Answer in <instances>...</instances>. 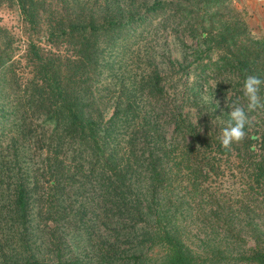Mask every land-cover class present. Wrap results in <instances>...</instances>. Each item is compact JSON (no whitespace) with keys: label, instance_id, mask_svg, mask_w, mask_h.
Masks as SVG:
<instances>
[{"label":"trees","instance_id":"16d2710c","mask_svg":"<svg viewBox=\"0 0 264 264\" xmlns=\"http://www.w3.org/2000/svg\"><path fill=\"white\" fill-rule=\"evenodd\" d=\"M14 2L28 29H35L41 22L46 25L48 46L28 42L22 56L28 72L33 71L29 77L22 76L19 61L10 58L11 55L6 65V59L0 60L3 101L0 100V107L8 96L5 89L9 81L5 75L17 62L19 68L13 74L16 73L19 85L23 84L20 99L24 110L16 116L15 123L16 127H22L25 122L26 125L32 122L37 149L35 166L24 173L12 172V165L18 164L16 159L0 156V171L7 167L5 178L12 177L0 190V197L6 200L5 205L0 203V264L217 263V256L200 258L185 247L181 240V222L175 218L174 201L167 197L162 201L161 194L173 189L176 178L170 177L167 170L182 161L172 153L174 137L179 128L187 127L178 112L154 110L156 102H164L166 74L155 66L147 73L142 70L137 73V59L131 75L123 56L135 30L158 17L154 30L169 27L175 36L186 30L204 44V54L212 49L222 51L220 63L219 60L199 62L200 71L212 64L219 72L224 69L237 72V79L243 83L247 75L264 80V41L247 34L228 0H72L67 7L70 13H62L46 0ZM44 4L47 8H43ZM42 13H45L43 17ZM61 45L66 46L60 50ZM147 59L151 57L147 55ZM260 95L264 96V85ZM11 100L7 98L8 108H15ZM29 107L31 111L27 113L25 109ZM108 107L111 110L105 116ZM169 125L172 130L167 135L165 129ZM260 127L250 132L245 130V139L233 143L230 149L214 140L213 150H206L209 143L195 133L192 137L195 141H183L185 145L193 141L201 145L202 151L214 154L202 157L200 162L203 161L204 167L196 164L188 174L205 177L211 171L218 176L219 156H229L235 151L248 168L244 182L247 190L260 188L264 185V128ZM11 131L6 123L0 122V147ZM36 184L60 192L75 185L78 196L89 190L94 205L101 211L94 216L103 226L109 216L128 220L136 232L137 224L141 225L140 233L133 234L135 241L128 258L109 247L98 249L99 252L85 260L67 256V243L57 240L52 246V260L38 259L41 241L30 239L33 228L29 226L32 212L28 202V193ZM85 213L80 208L72 214L67 212L66 216L78 215L79 223L83 224L81 219ZM38 216L42 223L36 233L43 234L48 244L52 242L50 239L60 238L58 223L65 215L39 211ZM230 220L229 216L222 224L229 227ZM13 254L18 259L9 261ZM236 260L264 264V244H255L232 261Z\"/></svg>","mask_w":264,"mask_h":264},{"label":"rangeland","instance_id":"374dc122","mask_svg":"<svg viewBox=\"0 0 264 264\" xmlns=\"http://www.w3.org/2000/svg\"><path fill=\"white\" fill-rule=\"evenodd\" d=\"M47 1H51L52 7L62 13H70L67 7L72 0ZM228 3L244 23L247 34L253 39L264 41V0H228ZM65 4L68 5L65 6ZM43 8L47 6L44 4ZM44 15L45 13H42V17ZM157 18L151 20L149 25L135 30L133 37L128 41L123 59H126L124 61L131 68L128 71L131 75L135 70L137 59L139 60L137 73L141 70L147 73L155 66L160 73L166 74L164 102H156L154 110L171 109L173 112H178L184 118L183 124L187 126L179 128L174 137L175 149L172 153L182 161L167 170L170 177L176 176V178L173 189L161 194L162 201L166 197L167 200L174 201V208L177 210L175 218L177 222H181V240L188 250L198 254L200 258L213 257L214 259L217 256L219 261L213 264H244L241 261L232 260L238 258L248 248L254 247L255 244H264V185L254 191L247 190L244 182L247 180L248 168L244 167L240 155L236 156L235 151L229 156L223 154L219 156L216 163L217 169L220 170L218 176L213 175L211 171L207 172L205 177L188 174L196 167V164L204 167L203 161L200 162L202 157L214 154L211 151H202L201 145L197 146L193 142L195 138L192 137L195 133L203 137L204 141L209 143V148L205 149L213 150L211 143L214 140L220 141L221 130L228 120L227 116L234 102L240 106H245L247 103L242 91L243 83L237 79V72L227 69L219 72L212 64L204 71H200L199 62L212 63L219 60L218 63H220L222 60L219 57L222 56V51L212 49L204 54V44L195 39L196 37L192 38L186 30H181V33L178 32L176 36L169 32V27L164 30H154L153 26ZM45 27L46 25L41 22L35 29H28L14 0H0V60L6 59V65L9 63L7 57L11 55L10 58L19 61L22 76H31L33 71L28 72L22 55L28 47V42L48 46L45 42ZM145 31H149V34H144ZM62 46L66 45H61L60 50ZM147 55L151 59H147ZM14 63L16 64L12 66L13 71H7L5 75L9 81L5 92L8 94V99L12 98L10 103L14 104L15 108H8L6 97L5 103L0 107V122L6 123V127H10L12 131L1 144L0 156L6 160L16 159L15 162L18 164L12 165V172L21 170L24 173L35 166L36 130L32 122L27 125L25 122L22 127H16V116L19 117L21 110L24 109L23 101L20 99L23 84L19 85L20 81L15 77L16 73L13 74L19 68L17 62ZM0 100L2 101L1 94ZM25 110L30 113L31 108ZM110 110L109 107L106 109L105 116H108ZM247 115L249 123L245 130L250 132L253 129L259 130L260 126L264 128V109H257ZM7 118L9 119L4 123V119ZM171 130L172 127L169 125L165 129L167 135L171 133ZM186 140L193 141L185 145ZM206 157L202 160L207 159ZM214 157L217 158L216 155ZM6 170L7 167H4L0 171V190L5 188V183L11 182L12 177L5 178V175L8 177ZM32 186L33 184L30 187ZM246 191L249 194H245ZM78 193L79 190L75 185L60 192L52 187H40L38 184L28 193L32 212V221L29 226L33 228L30 239L37 243L41 241L37 258L44 262L51 261L52 246L57 240L67 243L69 252L67 256L85 260L99 252L100 248L101 250L113 248L117 254L128 258L135 241L133 234L140 233L141 225L137 224L136 232V230L133 231L128 220L109 216L105 219L106 225L103 226L94 216V213L101 211L97 204L94 205L89 190L83 192L82 196H78ZM0 198V203L5 205L6 200L3 196ZM80 208L85 209L86 212L81 219L84 225L79 223L78 215L66 216L67 212L72 214ZM39 211L41 214L43 211L48 213L56 211L61 216L65 215L62 218L64 221L58 223L60 238L50 239L52 242L49 244L43 234L36 233L42 223V219L38 216ZM89 215L92 216L89 217ZM229 216L231 220L228 222L229 227H226L222 224V220H226ZM47 222L51 224L50 221ZM140 237L139 235L136 240ZM63 251L65 252V248ZM18 257L17 254H13L9 256V261L17 260Z\"/></svg>","mask_w":264,"mask_h":264},{"label":"clouds","instance_id":"9594fccd","mask_svg":"<svg viewBox=\"0 0 264 264\" xmlns=\"http://www.w3.org/2000/svg\"><path fill=\"white\" fill-rule=\"evenodd\" d=\"M261 85H264V80L256 75H247L243 80L242 91L247 103L245 106H240L234 102L229 112V119L225 122L219 136L223 148L230 149L233 143H239L245 139L247 135L245 127L249 123L247 113L264 109V100L260 95Z\"/></svg>","mask_w":264,"mask_h":264},{"label":"water","instance_id":"95a60500","mask_svg":"<svg viewBox=\"0 0 264 264\" xmlns=\"http://www.w3.org/2000/svg\"><path fill=\"white\" fill-rule=\"evenodd\" d=\"M49 225H51V224H49Z\"/></svg>","mask_w":264,"mask_h":264}]
</instances>
